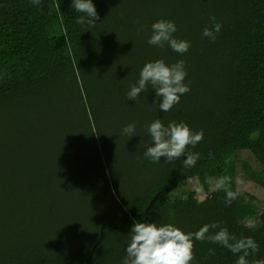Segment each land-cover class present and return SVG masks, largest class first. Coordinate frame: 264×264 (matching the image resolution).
Returning <instances> with one entry per match:
<instances>
[{
	"label": "trees",
	"instance_id": "obj_1",
	"mask_svg": "<svg viewBox=\"0 0 264 264\" xmlns=\"http://www.w3.org/2000/svg\"><path fill=\"white\" fill-rule=\"evenodd\" d=\"M93 4L100 19L90 27L76 23L82 13L72 0L39 6L0 0V264H122L134 222L172 224L185 233L223 222L237 238L259 244L250 264L264 259V211L242 196L227 206L223 191L201 202L193 192L167 193L195 175L200 187L229 176L236 191L235 152L252 143L264 148V0ZM210 16L222 25L214 42L202 37ZM160 19L174 21V36L191 43L186 54L148 45ZM158 59L186 61L190 92L168 113L153 104L159 101L151 87L136 102L127 100L142 67ZM157 118L165 126L184 122L193 132L203 130V141L189 148L200 159L192 168L183 166L184 157L151 162L148 178L156 186L133 195L140 155L149 162L146 125ZM131 123L132 138L122 132ZM74 226L87 230L72 238ZM193 255L191 264H236L238 258L208 241H194Z\"/></svg>",
	"mask_w": 264,
	"mask_h": 264
},
{
	"label": "clouds",
	"instance_id": "obj_2",
	"mask_svg": "<svg viewBox=\"0 0 264 264\" xmlns=\"http://www.w3.org/2000/svg\"><path fill=\"white\" fill-rule=\"evenodd\" d=\"M41 0H31L33 5L39 6ZM72 7L76 12L82 13L76 20L77 24L92 27L100 17L93 0H72ZM59 9V5H57ZM210 25L202 30V37L214 42L220 33L222 25L216 22L215 16L209 17ZM177 26L174 21L160 19L151 25V35L147 43L149 46L164 49L169 47L175 53L183 56L191 48V43L180 40L174 36ZM187 77L186 61L181 59L171 65L163 59L146 63L140 73L136 84L132 85L127 93V100L137 101L149 87L155 90L156 100L154 105L164 113L170 112L180 103L181 96L190 92L189 84L184 83ZM147 134L151 138V146L143 152V156L152 163L174 164L181 157L185 168H192L200 159V154L189 151L203 141V130L193 132L184 122H170L165 126L157 118L146 125ZM136 124L126 125L122 132L132 138L135 136ZM211 156V153H209ZM232 178L221 176L215 180L213 190L225 192V204L230 206L240 195V191L231 189ZM236 183L241 185L244 180L236 177ZM200 190L203 188L201 186ZM223 222L204 224L195 233H185L172 224L157 226L156 223L134 222L130 229L131 241L125 248L122 264H191L194 259V241H208L226 248L233 255H237L236 264H250L247 259L255 256L259 251V244L252 237H240L230 233ZM244 223L249 227L255 226V220L245 218ZM219 229L214 233L212 230ZM209 256L215 255L209 249ZM251 264H264V259L253 260Z\"/></svg>",
	"mask_w": 264,
	"mask_h": 264
},
{
	"label": "rangeland",
	"instance_id": "obj_3",
	"mask_svg": "<svg viewBox=\"0 0 264 264\" xmlns=\"http://www.w3.org/2000/svg\"><path fill=\"white\" fill-rule=\"evenodd\" d=\"M234 159L236 163V177L239 176L244 180V183L241 185L236 183V188L240 191V196L253 205L258 213L264 211V148L256 143H252L249 150L235 152ZM150 164V160L146 164L142 155H140V162L136 172L139 182H135L139 185L135 190L130 191L131 194L140 195L145 190L153 189L156 186L155 180L148 178ZM200 180L201 177L199 175H195L193 178L186 180L168 190V196L170 198H182L184 197V194L193 192L198 202H201L205 200L214 190L213 185L211 184L206 187H202L203 190L201 191V187L198 185ZM129 181L132 182V179ZM52 188L53 192H55L56 189L53 185ZM73 197L72 201L75 200V202L78 203L79 198L77 195H73ZM68 228L69 227L67 225V229ZM86 230L87 227L85 226H74L71 231V236L72 238H76ZM93 230V225H90L88 229L90 235L93 234ZM105 259L106 256H104V261Z\"/></svg>",
	"mask_w": 264,
	"mask_h": 264
},
{
	"label": "water",
	"instance_id": "obj_4",
	"mask_svg": "<svg viewBox=\"0 0 264 264\" xmlns=\"http://www.w3.org/2000/svg\"><path fill=\"white\" fill-rule=\"evenodd\" d=\"M159 195H160V193H157V194L153 197V199L151 200V202L149 203V205H148L147 208L145 209V213H147V211L149 210V208L152 206V204L155 202V200L157 199V197H158ZM102 234H103V229L101 228V229H100V236H99V239H98L97 242L92 246V248H91V250H90V253H89V258L92 257L95 248L97 247V245L99 244V242H100V240H101Z\"/></svg>",
	"mask_w": 264,
	"mask_h": 264
}]
</instances>
